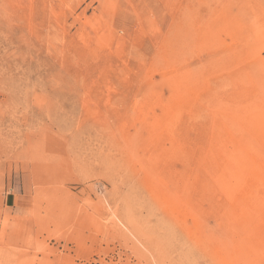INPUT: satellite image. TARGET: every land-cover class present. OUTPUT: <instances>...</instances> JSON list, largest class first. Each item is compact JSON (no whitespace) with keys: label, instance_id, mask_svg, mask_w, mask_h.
<instances>
[{"label":"rangeland","instance_id":"rangeland-1","mask_svg":"<svg viewBox=\"0 0 264 264\" xmlns=\"http://www.w3.org/2000/svg\"><path fill=\"white\" fill-rule=\"evenodd\" d=\"M0 264H264V0H0Z\"/></svg>","mask_w":264,"mask_h":264},{"label":"bare ground","instance_id":"bare-ground-1","mask_svg":"<svg viewBox=\"0 0 264 264\" xmlns=\"http://www.w3.org/2000/svg\"><path fill=\"white\" fill-rule=\"evenodd\" d=\"M173 40V39H172ZM238 198V197H237ZM238 200V199H237ZM234 201H236V200H234ZM243 202V201H242ZM214 211V210H213ZM236 214V213H235ZM220 231V230H219ZM223 232V231H222ZM220 233V232H219ZM221 236H222V234H221ZM231 250V249H230ZM233 256V255H232Z\"/></svg>","mask_w":264,"mask_h":264}]
</instances>
